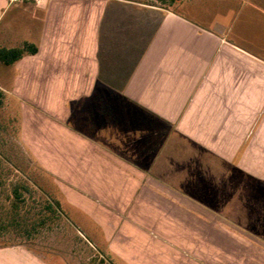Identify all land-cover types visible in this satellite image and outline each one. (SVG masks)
<instances>
[{"label": "crops", "instance_id": "1", "mask_svg": "<svg viewBox=\"0 0 264 264\" xmlns=\"http://www.w3.org/2000/svg\"><path fill=\"white\" fill-rule=\"evenodd\" d=\"M25 42L0 90L87 246L264 264V0H0V46ZM0 264L71 263L14 243Z\"/></svg>", "mask_w": 264, "mask_h": 264}, {"label": "rangeland", "instance_id": "2", "mask_svg": "<svg viewBox=\"0 0 264 264\" xmlns=\"http://www.w3.org/2000/svg\"><path fill=\"white\" fill-rule=\"evenodd\" d=\"M152 1L172 2V0ZM11 14L12 12L9 13ZM17 44V42H9L5 45ZM1 68L4 66L0 62V70ZM19 108L17 100L3 93L0 98V156L3 157H0V219L9 222L18 215L27 221L25 220L23 225L22 234L7 233L6 236H0V243H25L42 255H47L49 252L62 253L71 264H114L110 254L100 248L87 246L64 219L49 220L45 224L40 222V219L47 215L46 199L43 192L33 186L22 174L27 171L34 172L35 163L20 141ZM46 183L47 187H51L49 181ZM18 185L23 201L17 199L18 202H14L13 189ZM27 231H30L29 235Z\"/></svg>", "mask_w": 264, "mask_h": 264}, {"label": "trees", "instance_id": "3", "mask_svg": "<svg viewBox=\"0 0 264 264\" xmlns=\"http://www.w3.org/2000/svg\"><path fill=\"white\" fill-rule=\"evenodd\" d=\"M37 51H38L37 45L31 42H25L23 45L15 46V47L0 46V61L4 62L5 64H12L15 61L19 60L20 58H22L25 54L36 53ZM2 95L3 93L0 90V98L2 97ZM22 174L33 186H35L37 189L42 191L43 195L45 196L46 199L45 210L47 212V215L45 214L46 216H44V218H41L40 222H42V224H45L49 220L56 221V220L65 219L66 216L64 210L62 209L61 203L56 199L55 196L51 194V192L47 188V185L43 184V180H42L43 173L41 174L36 171L34 172L27 171V172H22ZM19 186L20 185L15 186L13 189V196L15 198L14 202H18V200L23 201L22 192L20 191ZM24 188L27 189L25 185ZM25 220H26L25 218H20L18 217V215L13 217V219H11L9 222H3L2 219H0V236H6L7 233L8 234L16 233L15 235L22 234V228L24 227L23 225L25 224ZM27 232H28L27 235H29L30 231ZM8 244H14V243H0V245H8Z\"/></svg>", "mask_w": 264, "mask_h": 264}, {"label": "built area", "instance_id": "4", "mask_svg": "<svg viewBox=\"0 0 264 264\" xmlns=\"http://www.w3.org/2000/svg\"><path fill=\"white\" fill-rule=\"evenodd\" d=\"M25 1L33 2V3H39L42 0H8V3L9 4H15V3H20V2H25Z\"/></svg>", "mask_w": 264, "mask_h": 264}]
</instances>
